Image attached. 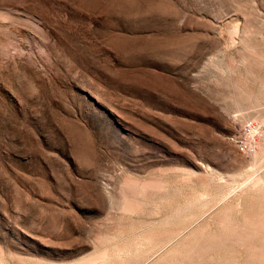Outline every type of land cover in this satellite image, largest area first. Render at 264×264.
I'll return each mask as SVG.
<instances>
[{
  "label": "rangeland",
  "instance_id": "obj_1",
  "mask_svg": "<svg viewBox=\"0 0 264 264\" xmlns=\"http://www.w3.org/2000/svg\"><path fill=\"white\" fill-rule=\"evenodd\" d=\"M264 0H0V264H264Z\"/></svg>",
  "mask_w": 264,
  "mask_h": 264
},
{
  "label": "built area",
  "instance_id": "obj_2",
  "mask_svg": "<svg viewBox=\"0 0 264 264\" xmlns=\"http://www.w3.org/2000/svg\"><path fill=\"white\" fill-rule=\"evenodd\" d=\"M263 134V123L254 118H246L241 122L234 135V143L240 152L251 153L255 150L256 144Z\"/></svg>",
  "mask_w": 264,
  "mask_h": 264
}]
</instances>
